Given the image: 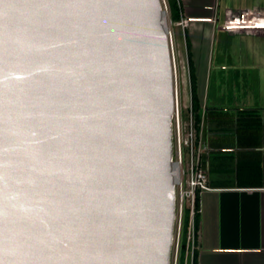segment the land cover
<instances>
[{
    "label": "water",
    "instance_id": "water-1",
    "mask_svg": "<svg viewBox=\"0 0 264 264\" xmlns=\"http://www.w3.org/2000/svg\"><path fill=\"white\" fill-rule=\"evenodd\" d=\"M164 15L162 0H0V264H170Z\"/></svg>",
    "mask_w": 264,
    "mask_h": 264
},
{
    "label": "crops",
    "instance_id": "crops-1",
    "mask_svg": "<svg viewBox=\"0 0 264 264\" xmlns=\"http://www.w3.org/2000/svg\"><path fill=\"white\" fill-rule=\"evenodd\" d=\"M179 3L198 72L200 114L215 109L223 121L198 136L209 190L199 196L194 264H264V131L259 147L248 149L236 126L240 110L264 121V29L236 28L262 24L264 17L225 23L229 16L264 14V0Z\"/></svg>",
    "mask_w": 264,
    "mask_h": 264
},
{
    "label": "built area",
    "instance_id": "built-area-1",
    "mask_svg": "<svg viewBox=\"0 0 264 264\" xmlns=\"http://www.w3.org/2000/svg\"><path fill=\"white\" fill-rule=\"evenodd\" d=\"M178 4L180 9V19L178 22L173 24L181 27L184 30L188 25V20L183 16L181 12L179 0ZM162 7L165 12L164 16H166L168 20V9L165 0H162ZM245 17L263 18L264 14L248 13L242 17L229 16V18H226L225 23L226 25L229 23L244 24L243 21ZM169 22L172 23L171 21ZM262 24H264V22ZM252 29L257 30V28ZM263 29L264 28H262L261 30ZM184 150H186V152ZM200 154L201 150L199 145H195V133L192 127L190 116L188 137L185 139V141L181 142V140H179L175 145V148L173 146L171 168L172 176L176 178L174 183L176 189V217L174 229L175 242L173 240L170 264H179L180 262V244H178L176 240L177 238L175 237V232L177 233V235L181 236L182 217L186 208L189 210V221L185 235V247L182 264H188L189 262L190 264H193L194 256L198 250L199 234L198 230H196L195 227V215L196 213L200 215V204L199 208L196 210V196L197 194H199L200 196L201 192L209 190L206 174L200 168Z\"/></svg>",
    "mask_w": 264,
    "mask_h": 264
},
{
    "label": "trees",
    "instance_id": "trees-1",
    "mask_svg": "<svg viewBox=\"0 0 264 264\" xmlns=\"http://www.w3.org/2000/svg\"><path fill=\"white\" fill-rule=\"evenodd\" d=\"M168 8V16L172 23H176L180 19V9L178 0H165ZM184 42L187 55L188 63V74H189V85H190V110L187 111L186 119L192 121V127L195 133V145H198V136L201 132V138L203 139L206 134V129L209 128L210 124L216 125V129L220 128L223 121L220 119V113L216 112L215 109H205L203 116H201V111L203 108V99L199 89L198 83V72L197 67L194 63L191 51V43L186 30L184 29ZM253 110H240L236 118V126L238 137L240 142L245 141L246 148L255 149L259 147L261 132L264 131V121H262L257 115L253 113ZM205 154L201 152L200 154V168L204 171L205 167ZM199 194L196 196V210L199 208ZM189 221V210L186 208L182 217V230H181V242H180V262L183 263L184 247H185V235ZM195 227L198 230L199 227V214L195 215ZM196 256V254H195ZM195 256L193 259V264L195 262Z\"/></svg>",
    "mask_w": 264,
    "mask_h": 264
},
{
    "label": "rangeland",
    "instance_id": "rangeland-1",
    "mask_svg": "<svg viewBox=\"0 0 264 264\" xmlns=\"http://www.w3.org/2000/svg\"><path fill=\"white\" fill-rule=\"evenodd\" d=\"M169 21L168 18L166 24L169 31L170 54L174 75L173 146L175 148L179 140L182 142L188 137L189 120L186 119V115L190 107V85L184 30ZM186 32L189 33V29ZM184 151L186 152V150ZM175 237L178 244H180L181 236L175 232Z\"/></svg>",
    "mask_w": 264,
    "mask_h": 264
},
{
    "label": "bare ground",
    "instance_id": "bare-ground-1",
    "mask_svg": "<svg viewBox=\"0 0 264 264\" xmlns=\"http://www.w3.org/2000/svg\"><path fill=\"white\" fill-rule=\"evenodd\" d=\"M166 18H167V17L164 16V21H163V23H164V26H165L167 32H169V31H168V28H167V24H166V20H167ZM171 170H172V168H171ZM172 178H173V183H175L176 178H174L173 176H172Z\"/></svg>",
    "mask_w": 264,
    "mask_h": 264
}]
</instances>
